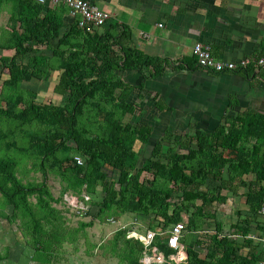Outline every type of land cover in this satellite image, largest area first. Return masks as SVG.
Wrapping results in <instances>:
<instances>
[{
    "label": "trees",
    "instance_id": "1",
    "mask_svg": "<svg viewBox=\"0 0 264 264\" xmlns=\"http://www.w3.org/2000/svg\"><path fill=\"white\" fill-rule=\"evenodd\" d=\"M45 3L0 0V13L9 7L12 21V31L0 36V49L14 50L12 56L0 55V68L8 75L0 90V218L19 222L25 242L34 249L30 261L53 264L66 245L79 249L80 232L95 219L130 214L148 219L150 229L162 230L188 215L181 239L187 257L180 264H256L264 257L263 243L248 237L240 241L229 232L220 238L224 227L216 219L219 205L228 198L223 190L237 194L247 187L250 214L242 224H233V232L246 236L253 223L264 231L259 218L264 204V114L241 112L213 132L166 133L139 163L135 143H148L152 128L127 119L136 110L130 100L136 86L117 73L137 70L155 78L165 71L167 60L133 47L130 27L114 19L99 27L81 26L82 16L77 15L65 29L63 14L69 7ZM40 45L51 53L39 50ZM58 70L54 90L63 105L40 102L23 87L24 81L48 79ZM162 103L157 100V106ZM76 153L84 157V165L74 162ZM25 159L43 181L25 182L19 176ZM50 173L60 178L63 193L79 197L85 192L89 203L99 207L97 214L80 208L90 220L69 228L64 211L54 206L63 196L56 198L46 183ZM250 173L257 179H245ZM208 220H214L213 230L206 231ZM154 244L165 257L176 252L159 236ZM120 246L124 249L118 250ZM107 248L122 264H140L143 244L127 237V230H118ZM8 256L0 253V261ZM166 260L163 264H178Z\"/></svg>",
    "mask_w": 264,
    "mask_h": 264
},
{
    "label": "crops",
    "instance_id": "2",
    "mask_svg": "<svg viewBox=\"0 0 264 264\" xmlns=\"http://www.w3.org/2000/svg\"><path fill=\"white\" fill-rule=\"evenodd\" d=\"M91 1L108 11L112 20L130 27L133 47L145 54L164 57L167 60L165 71L155 78H145L137 70H123L117 73L118 78L136 86L130 98L131 102L136 104V110L127 119L134 125L146 124L152 128L148 143L141 141L135 143L139 163L151 156L156 142L164 138L166 133L191 135L197 130L213 132L222 126L226 119L234 118L241 112L264 114V67L253 65L237 72L215 73L197 66L192 54L194 44L203 42L211 46L214 56L223 60L264 58V0ZM77 15L73 14L70 8L63 14L65 29L72 25ZM1 16H4V25L0 26V34L4 30L12 31L9 7L4 8L0 18ZM38 47L47 54L51 53L45 45ZM3 51L6 53L3 55L8 56L14 53L11 49H3ZM146 72L145 70L144 73ZM34 80L45 82L43 79L32 78L24 81L23 87L30 90L25 83ZM58 81L59 79L55 80V84ZM141 84L144 85V89L139 88ZM53 91L57 94L54 87ZM158 99L163 100L162 108L157 106ZM251 141L254 143L255 139L252 138ZM144 175L146 174H143V177ZM147 177L151 178V175L148 174ZM245 179L254 181L257 175L250 173L245 175ZM262 185L264 186V180ZM229 192L235 196L242 194L246 202L245 194L248 188L240 187L237 194L227 189L223 190L222 193L228 198L225 204H218L216 221L223 223L224 227V232H220L219 237H224V233L229 232L230 237L241 239L240 241L248 235L264 238V231L257 230L255 223L252 226L254 230L246 236L234 234L233 231L226 229L228 225L232 228L233 224L239 222L242 224V218L250 214L246 202L247 213L239 215L236 210L238 219L232 220V223L227 224L219 216L221 206L225 207L229 202ZM88 198L90 199L89 196ZM186 217L188 215H184V223L188 219H185ZM113 218L122 222L120 223L122 225H128L130 221L132 226L126 227L127 231L135 229L140 233H146L152 230L157 233L156 237L159 236L163 241H166L168 231L171 229L163 230L166 231L165 237L160 233L162 230L160 227L150 229V221L146 218L130 214L116 215ZM259 218L264 221V214L259 215ZM254 240L262 242L260 249L264 250V240ZM182 248L184 251L182 261H184L187 253L183 245ZM171 255L166 258L173 261Z\"/></svg>",
    "mask_w": 264,
    "mask_h": 264
},
{
    "label": "rangeland",
    "instance_id": "3",
    "mask_svg": "<svg viewBox=\"0 0 264 264\" xmlns=\"http://www.w3.org/2000/svg\"><path fill=\"white\" fill-rule=\"evenodd\" d=\"M3 18L4 16H1L0 26L4 25ZM3 54H6L5 51H1L0 49V55ZM8 54H11V52H8ZM7 76V70L1 67L0 90L3 80ZM59 78L60 73L53 72L51 77L43 79L45 82L34 80V82L25 84L28 86V89H30L29 91L32 95H34L39 101L63 105V98H61L58 93L56 94L53 91L55 80ZM1 154H3V152L0 149V155ZM18 174L25 182L43 181L44 178L41 172L32 169L31 161L26 159L23 160L22 165H20ZM46 183L50 186V189L56 198L63 196L61 202H54V206L64 211L67 216L66 225H68L69 228L77 227L79 225V221L81 220H90L89 217L82 216L79 213L80 210L78 208H90L91 214H97L99 211V207L89 203L90 199L87 197L85 192L81 194L83 197H78L77 195L72 194L71 191L63 193L62 182L60 178L54 174L50 173L47 176ZM229 194V202L225 205V207L221 206V211L218 212L219 216L222 217L227 224L232 223V220L234 221L238 219V215L235 213L236 210L241 211L242 214H246L248 211V206L242 194L237 196L230 192ZM82 198H85V200ZM1 207L2 206L0 204V211L2 209ZM5 211L9 212L11 211V208H7ZM187 218L188 217L185 219ZM208 222L209 223L205 226L206 231L213 230L215 227L214 222L211 220H208ZM120 223L122 222L115 221L109 224L106 222V219L103 221L95 219V224L93 226L87 227L86 230L80 232L78 243L79 249L76 250L74 249L75 247L66 245L63 248V252H65V254L62 256L57 255L58 258H56V260L54 259L53 264H122L120 257L118 255L111 254L110 249H108L110 247L107 248V245L110 244L115 233L121 227L122 224L120 225ZM127 224L128 225H124L125 228H130L132 226L130 221ZM18 225L19 222L12 223L3 217L0 218V253L4 255L6 254V256L9 255L7 259L0 261V264H37V261H30L31 256L34 253V249L30 244L25 242L26 239L21 230L18 228ZM230 227L231 226L228 225L226 229L233 231ZM160 233L163 234L162 236L166 237V231L161 230ZM123 249V246L118 247V250Z\"/></svg>",
    "mask_w": 264,
    "mask_h": 264
},
{
    "label": "built area",
    "instance_id": "4",
    "mask_svg": "<svg viewBox=\"0 0 264 264\" xmlns=\"http://www.w3.org/2000/svg\"><path fill=\"white\" fill-rule=\"evenodd\" d=\"M39 3H45L47 1L53 2V4H64L70 8L73 14L82 16V20L79 22L81 26L92 25L99 27L105 25L106 21L111 18V14L100 8L98 5L93 3L91 0H36ZM192 54L196 57L199 66L202 68L215 72H237L240 70L248 69L251 66L264 67V58H244L237 61H229L217 58L213 55L212 48L209 44L203 42H196L192 49ZM73 160L77 165H84L85 159L81 154H74ZM88 197V196H87ZM80 209V208H78ZM84 209V208H81ZM264 214V207L262 209ZM108 223H112L116 218H108ZM121 225V224H120ZM126 229L124 225L119 230ZM186 232V225L184 222H178L168 231L166 243L171 248L175 249L176 252L171 255V259L176 263L183 260L184 251L181 245V239ZM157 233L152 230H148L146 233H140L135 229H129L127 231V237L140 240L143 244V253L140 258V264H154L165 263L166 257L162 251L154 244V240ZM222 236V234H220ZM235 236V235H233ZM247 237L252 239H258L263 241L264 238L259 239L255 235H248ZM264 242V241H263ZM183 252V254H182ZM257 264H264V259H261Z\"/></svg>",
    "mask_w": 264,
    "mask_h": 264
}]
</instances>
